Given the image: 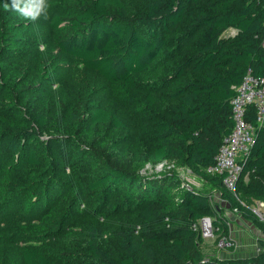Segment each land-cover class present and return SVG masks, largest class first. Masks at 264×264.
I'll use <instances>...</instances> for the list:
<instances>
[{"label": "trees", "instance_id": "16d2710c", "mask_svg": "<svg viewBox=\"0 0 264 264\" xmlns=\"http://www.w3.org/2000/svg\"><path fill=\"white\" fill-rule=\"evenodd\" d=\"M10 2L0 0L1 9ZM47 2L70 9L49 18L69 30L56 48L101 74L114 93L135 95L140 120L130 128L115 109L39 101L10 63L0 26V184L15 173L23 179L15 195L31 199L12 222V237L25 240L21 263L264 264V251L237 258L203 251L193 222L211 217L221 234L216 242L228 232L214 192L181 184L171 172L140 174L168 159L187 165L264 234L253 212L264 201V124L252 105L255 141L235 190L206 172L233 126L236 87L249 70L264 77V0ZM9 12L8 20L22 21Z\"/></svg>", "mask_w": 264, "mask_h": 264}, {"label": "rangeland", "instance_id": "374dc122", "mask_svg": "<svg viewBox=\"0 0 264 264\" xmlns=\"http://www.w3.org/2000/svg\"><path fill=\"white\" fill-rule=\"evenodd\" d=\"M47 4V19L44 16H41L36 21L21 18V22H11L8 20L10 9L3 11L0 7V26L2 30L8 32L9 38L8 41L3 40V42L6 41V46H9L8 58L10 63L15 64L22 72L21 76L22 80H24V86L31 87V92L37 91L34 96L38 97L39 101L49 100L53 103L58 100L62 103L65 99L75 100L84 112L93 104H95L93 106L115 109L119 112L124 122H126L127 127H134L140 120V110L138 108L139 105H135L131 98L132 96L133 98L137 97L135 95L128 96L114 93L108 80L101 74L93 69H87L78 65L73 57L56 48L54 40L68 33L69 30L51 25L49 18L53 13H61L65 17L69 14L70 9L69 7L58 8L51 6L49 2ZM5 25H8V30L3 29ZM17 34H20L23 38L20 43L10 39ZM22 50L23 53H20ZM112 157V159H115L116 155ZM170 172L178 177L181 184L211 193L214 192L216 202L224 208L217 191H215V188L211 184L189 166L183 165L174 159H168L162 165L159 163H148L140 170V174L143 176H160L162 173ZM21 181L23 182V179L19 178L15 173H12L11 177H1L0 264H22L20 259L21 251L18 245L25 240L12 237L13 233L17 231V229L12 228V222L25 215L26 205L31 199L15 195L17 194L15 193L17 190L14 188ZM11 185L12 189L10 190ZM223 210L226 212L227 209L224 208ZM79 216L80 214H77L73 219L70 218L67 221V225H70ZM75 226L78 227V225ZM62 243L60 244L62 245ZM52 245L51 243L50 246ZM55 248V252H59L60 248L57 245ZM55 257L57 258L56 255ZM55 264L80 263L58 259Z\"/></svg>", "mask_w": 264, "mask_h": 264}, {"label": "built area", "instance_id": "2783aa9c", "mask_svg": "<svg viewBox=\"0 0 264 264\" xmlns=\"http://www.w3.org/2000/svg\"><path fill=\"white\" fill-rule=\"evenodd\" d=\"M230 103L233 126L223 137L215 161L206 167V172L222 176L224 185L234 191L242 171V161L250 153L255 141L256 125L247 118L249 106L255 108L257 122L264 124V77L256 76L249 70L236 87V94ZM233 211L238 212L237 209ZM253 212L264 223V201H256ZM192 227L199 229L204 238L215 236L218 230L208 216L193 222ZM232 245L234 242L226 236L218 243L220 248Z\"/></svg>", "mask_w": 264, "mask_h": 264}, {"label": "crops", "instance_id": "0c3cea01", "mask_svg": "<svg viewBox=\"0 0 264 264\" xmlns=\"http://www.w3.org/2000/svg\"><path fill=\"white\" fill-rule=\"evenodd\" d=\"M220 201L227 209L225 215L228 218L227 235H222L221 238L225 236L230 238L234 245L220 248L218 243L221 238L218 242L216 239L221 234L216 232L215 236L204 238L203 251L208 254H215L219 258L249 257L264 251V243L261 242L264 237L262 230L252 221L231 210L227 202L221 199Z\"/></svg>", "mask_w": 264, "mask_h": 264}, {"label": "clouds", "instance_id": "9594fccd", "mask_svg": "<svg viewBox=\"0 0 264 264\" xmlns=\"http://www.w3.org/2000/svg\"><path fill=\"white\" fill-rule=\"evenodd\" d=\"M4 7L19 13L26 20L36 21L41 16L47 19V0H11L10 5L6 3Z\"/></svg>", "mask_w": 264, "mask_h": 264}]
</instances>
